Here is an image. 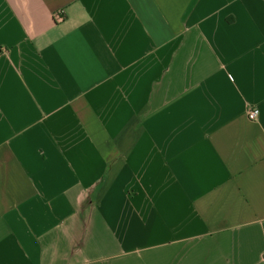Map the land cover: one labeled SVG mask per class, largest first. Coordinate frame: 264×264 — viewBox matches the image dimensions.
I'll return each instance as SVG.
<instances>
[{
  "label": "crops",
  "instance_id": "obj_1",
  "mask_svg": "<svg viewBox=\"0 0 264 264\" xmlns=\"http://www.w3.org/2000/svg\"><path fill=\"white\" fill-rule=\"evenodd\" d=\"M0 264H264V0H0Z\"/></svg>",
  "mask_w": 264,
  "mask_h": 264
},
{
  "label": "built area",
  "instance_id": "obj_2",
  "mask_svg": "<svg viewBox=\"0 0 264 264\" xmlns=\"http://www.w3.org/2000/svg\"><path fill=\"white\" fill-rule=\"evenodd\" d=\"M259 115V112L256 109H251L249 110V112L247 113V118L249 120H256L257 117Z\"/></svg>",
  "mask_w": 264,
  "mask_h": 264
}]
</instances>
